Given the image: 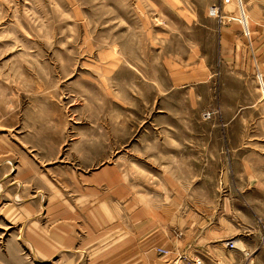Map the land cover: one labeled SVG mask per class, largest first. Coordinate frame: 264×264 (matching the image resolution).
<instances>
[{
  "label": "rangeland",
  "instance_id": "1",
  "mask_svg": "<svg viewBox=\"0 0 264 264\" xmlns=\"http://www.w3.org/2000/svg\"><path fill=\"white\" fill-rule=\"evenodd\" d=\"M164 172L264 264V0H0V264H114L103 202Z\"/></svg>",
  "mask_w": 264,
  "mask_h": 264
},
{
  "label": "crops",
  "instance_id": "2",
  "mask_svg": "<svg viewBox=\"0 0 264 264\" xmlns=\"http://www.w3.org/2000/svg\"><path fill=\"white\" fill-rule=\"evenodd\" d=\"M158 148L153 169L175 172L182 169L179 165H167L168 158L172 163L178 160V153L170 152V157H167L166 152H161L164 148ZM164 173V181L155 189L134 182L128 186L130 193L126 200L115 198L114 202H103L101 207L107 210L113 223H117L109 238L116 242L105 249L112 251L110 257L114 264H156L160 259L164 264L168 257L182 252L203 256L207 264H247L244 251L250 248L252 240L247 238L250 233L242 216L244 213L227 209L225 199L218 210L210 209L207 203L215 202L218 196V189H214L213 184L195 190L198 187L196 183L177 174L178 177L169 178L170 175ZM91 184L79 193L78 202L101 203L97 193L88 195L89 191H97L96 187L99 186L96 180H92ZM198 192L203 193V197L199 198L196 195ZM230 240L237 241L235 248L226 246L225 243ZM157 249L172 253L170 256L159 253L161 257L158 258Z\"/></svg>",
  "mask_w": 264,
  "mask_h": 264
},
{
  "label": "bare ground",
  "instance_id": "3",
  "mask_svg": "<svg viewBox=\"0 0 264 264\" xmlns=\"http://www.w3.org/2000/svg\"><path fill=\"white\" fill-rule=\"evenodd\" d=\"M237 242V241H236ZM236 242L235 241H233V240H230V241H228V242H226L225 244H226V246L228 247V248H235L236 247ZM234 244V246L233 247H231L230 245L231 244ZM239 247V246H238ZM240 249V248H239ZM162 251H166V252H168V254H166L167 256H170V254L172 253L171 251H169V250H165V249H159V252H162ZM245 254L248 256L249 255V253H246L245 252ZM180 255H183V254H179V255H176L175 257H168L166 260H165V262L167 261V260H169V259H175L173 262H175V261H180V262H177L178 264H181V263H185V264H187L189 261H202L201 262V264H207L206 263V260L204 259V257L203 256H199V255H196V256H186V257H181ZM164 262V263H165Z\"/></svg>",
  "mask_w": 264,
  "mask_h": 264
},
{
  "label": "built area",
  "instance_id": "4",
  "mask_svg": "<svg viewBox=\"0 0 264 264\" xmlns=\"http://www.w3.org/2000/svg\"><path fill=\"white\" fill-rule=\"evenodd\" d=\"M230 246L233 247L234 244L232 243ZM160 254L163 255V256H166V254H168V252H166V251H162V252H160ZM182 254H183V255H180L181 257H186L187 255H188V256H192V255H190V254H188V253H186V252H182ZM175 259H176V258H175ZM175 259H169V260H167L164 264H178L177 262H180V261H175V262H173ZM201 262H202V261H201ZM201 262H200V261H189L187 264H201ZM162 264H163V263H162ZM181 264H185V263H181Z\"/></svg>",
  "mask_w": 264,
  "mask_h": 264
}]
</instances>
